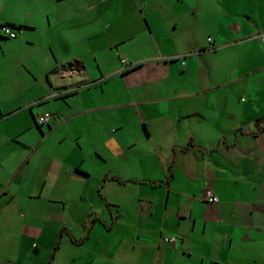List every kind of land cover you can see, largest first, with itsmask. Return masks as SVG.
I'll return each mask as SVG.
<instances>
[{
	"label": "crops",
	"instance_id": "1",
	"mask_svg": "<svg viewBox=\"0 0 264 264\" xmlns=\"http://www.w3.org/2000/svg\"><path fill=\"white\" fill-rule=\"evenodd\" d=\"M0 23V264H264V0H0Z\"/></svg>",
	"mask_w": 264,
	"mask_h": 264
},
{
	"label": "built area",
	"instance_id": "2",
	"mask_svg": "<svg viewBox=\"0 0 264 264\" xmlns=\"http://www.w3.org/2000/svg\"><path fill=\"white\" fill-rule=\"evenodd\" d=\"M19 29L13 28L6 23H0V37L14 38ZM124 62V59H121ZM79 71L78 67L72 68V73H77ZM64 75V71L60 73ZM51 118V114L48 112L39 113L35 116L34 120L36 124L48 123ZM202 197L207 202H216L218 200L217 195L210 188H205L202 194ZM162 241L167 243H173L176 241V237L173 235L163 236Z\"/></svg>",
	"mask_w": 264,
	"mask_h": 264
},
{
	"label": "rangeland",
	"instance_id": "3",
	"mask_svg": "<svg viewBox=\"0 0 264 264\" xmlns=\"http://www.w3.org/2000/svg\"><path fill=\"white\" fill-rule=\"evenodd\" d=\"M19 33H20V31H18V35H19ZM5 40H7V41H5L6 43H5V45H10L9 43H7V42H9V40L8 39H5ZM45 110H49V108H45ZM42 129H44V131L46 132L47 131V126L46 125H42ZM58 135L59 134H57V132H54V133H51L48 137H47V141L48 140H53V139H55V137L57 136L58 137ZM44 203V202H43ZM67 203H68V205H69V200L67 201ZM62 245H64V243L62 244ZM66 245H64L63 246V248H62V250H67L66 249V247H65Z\"/></svg>",
	"mask_w": 264,
	"mask_h": 264
},
{
	"label": "trees",
	"instance_id": "4",
	"mask_svg": "<svg viewBox=\"0 0 264 264\" xmlns=\"http://www.w3.org/2000/svg\"><path fill=\"white\" fill-rule=\"evenodd\" d=\"M6 24H8V23H6ZM8 25L13 27V28L20 29V26H14L13 24H8Z\"/></svg>",
	"mask_w": 264,
	"mask_h": 264
}]
</instances>
